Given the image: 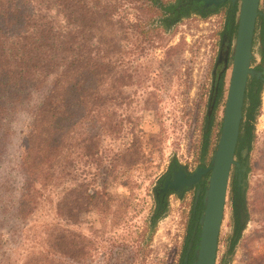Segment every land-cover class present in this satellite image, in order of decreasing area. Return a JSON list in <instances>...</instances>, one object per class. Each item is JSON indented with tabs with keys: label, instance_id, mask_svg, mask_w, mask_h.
<instances>
[{
	"label": "rangeland",
	"instance_id": "374dc122",
	"mask_svg": "<svg viewBox=\"0 0 264 264\" xmlns=\"http://www.w3.org/2000/svg\"><path fill=\"white\" fill-rule=\"evenodd\" d=\"M103 1L115 6L118 49L109 54L117 73L95 87L80 119L77 113L72 140L57 148L53 175L26 216L16 211L19 159L51 77L0 125V264H179L182 257L193 192L171 195L151 221L153 190L172 161L190 170L211 161L231 67L213 73L229 6L204 17L193 10L165 30L160 13L152 6L146 13L141 0ZM38 2L54 14L50 0ZM236 12L235 3L234 22ZM263 32L260 18L253 65L264 62ZM258 97L250 148L235 154L245 167V219L240 224L231 173L216 264H264V83Z\"/></svg>",
	"mask_w": 264,
	"mask_h": 264
},
{
	"label": "trees",
	"instance_id": "16d2710c",
	"mask_svg": "<svg viewBox=\"0 0 264 264\" xmlns=\"http://www.w3.org/2000/svg\"><path fill=\"white\" fill-rule=\"evenodd\" d=\"M141 1L146 13L151 6L160 13L164 29L189 16L196 6L194 0ZM50 2L53 15L49 9L41 8L38 0H0V125L8 112L27 101L30 89L51 77L48 92L32 117L19 159L23 183L16 211L22 216L34 209L47 187L53 175L55 152L72 140V121L77 113L80 119L90 96L97 94L95 87L105 76L116 74L118 67L117 59H111L109 54L118 49L117 20L112 18L114 5L103 0ZM233 12L229 6L225 15L224 29L229 30V37L235 35L236 29ZM196 13L204 17L207 12ZM36 76L42 79L37 81ZM219 77L222 79V74ZM259 105L258 94L249 89L244 96L245 119L240 126L237 155L244 145L250 148Z\"/></svg>",
	"mask_w": 264,
	"mask_h": 264
},
{
	"label": "water",
	"instance_id": "95a60500",
	"mask_svg": "<svg viewBox=\"0 0 264 264\" xmlns=\"http://www.w3.org/2000/svg\"><path fill=\"white\" fill-rule=\"evenodd\" d=\"M203 8L216 7L226 0H202ZM237 4L236 30L229 60L230 74L224 101L221 126L210 165L197 167L188 174L174 175L171 181L165 182L164 190L169 188L179 192L183 187L199 183L206 175V189L203 195V211L199 222L198 245L193 264H216L218 239L223 221L229 177L236 175V208L240 224L245 219L244 178L245 167L235 160L241 122L243 120V103L248 78L261 79L262 71L250 69L253 60L252 45L256 21L262 17L259 10L261 0H229ZM264 38V32H263ZM246 149L240 152L244 158Z\"/></svg>",
	"mask_w": 264,
	"mask_h": 264
},
{
	"label": "flooded vegetation",
	"instance_id": "af4514ba",
	"mask_svg": "<svg viewBox=\"0 0 264 264\" xmlns=\"http://www.w3.org/2000/svg\"><path fill=\"white\" fill-rule=\"evenodd\" d=\"M193 2V0H191ZM190 1V2H191ZM196 2V6L194 8L195 12H207V13H213L220 7H225L226 5L230 6V8L234 11L235 5H231L229 0H226L224 3L217 5L216 7L209 6L207 8H203V1L202 0H194ZM234 13V12H233ZM262 15H264L262 13ZM262 19L264 21V16L259 17L258 19ZM257 19V20H258ZM257 23V21H256ZM225 27V22H224ZM236 30V29H235ZM227 29H224L221 44L219 46L218 56H217V62L214 70V74L217 71V68L220 66V64L226 65L229 59L231 58L232 49H231V41L232 39L228 36ZM235 36V35H234ZM233 38V37H232ZM253 48V45H252ZM250 69H253L255 71H262L264 72V62L261 61L260 64L253 65L252 61L250 63ZM261 79H255V78H248L247 84H246V92L251 89L254 93H259V89L261 85L264 83V75ZM245 92V93H246ZM210 165H204L200 164L197 167H203L206 168ZM196 167V168H197ZM195 169V168H194ZM193 169V170H194ZM193 170H190L186 168L185 166L181 165L177 161H172L166 170V172L159 178L158 183L156 184V188H154V202H155V208L154 212L152 213L150 220L155 221L158 219V217L163 213L164 208L166 207L167 203L169 202L170 196L174 195L177 197H181L187 192L192 191V209L189 217V231L186 229L184 230V240L182 242V246L185 245L184 251L182 253V257L179 261V264H193L194 262V255L197 249L198 245V235H199V222L201 219L202 211H203V195L206 189V179L208 175L204 176L199 183L196 185H193L191 187H183L179 192H176L174 190H171L169 188L164 190L165 182L171 181L174 178V175L179 173L188 174L192 172Z\"/></svg>",
	"mask_w": 264,
	"mask_h": 264
}]
</instances>
